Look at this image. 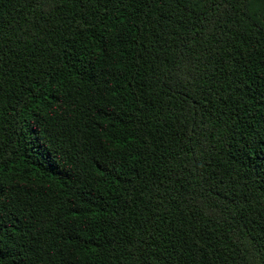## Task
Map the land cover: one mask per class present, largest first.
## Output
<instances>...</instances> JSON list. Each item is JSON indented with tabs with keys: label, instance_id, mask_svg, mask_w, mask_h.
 Wrapping results in <instances>:
<instances>
[{
	"label": "trees",
	"instance_id": "trees-1",
	"mask_svg": "<svg viewBox=\"0 0 264 264\" xmlns=\"http://www.w3.org/2000/svg\"><path fill=\"white\" fill-rule=\"evenodd\" d=\"M0 264H264V0H0Z\"/></svg>",
	"mask_w": 264,
	"mask_h": 264
}]
</instances>
